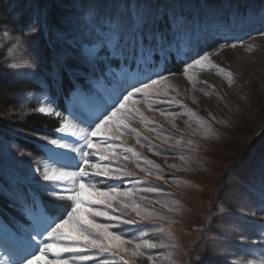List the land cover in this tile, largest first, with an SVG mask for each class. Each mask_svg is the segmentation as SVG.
I'll use <instances>...</instances> for the list:
<instances>
[{"label":"rangeland","instance_id":"374dc122","mask_svg":"<svg viewBox=\"0 0 264 264\" xmlns=\"http://www.w3.org/2000/svg\"><path fill=\"white\" fill-rule=\"evenodd\" d=\"M44 1L45 7H40V0H5L4 14L0 16V78L27 80L38 85L32 91L0 93V198L8 200L16 211L8 219L0 209L3 225L9 230L8 224L13 225L23 244L25 231L32 228L31 214L37 212V205L44 206L42 201L47 203L43 182L33 164V158L42 153L34 146L42 144L39 137H54L46 131L33 130L28 118L40 113L33 109L44 104L47 98L53 100L55 95L61 94L63 65H68L81 83L90 84L94 90L118 83L111 70L118 74L128 69L135 76H147L153 70L166 75L171 71L177 73L169 77L171 88L179 94L170 90L169 96L163 99L175 97L182 103L154 104V110L141 104L144 117L152 123L142 124L137 117L131 121L132 127L141 133V143L150 145L152 150L141 147L136 143L135 134L129 133L112 143L134 148L138 159L129 152L128 161L101 163L113 168L119 165L133 173L122 181H108L119 185L121 190L158 187L159 192L136 191L131 199L176 223L123 224L104 217H95V220L119 224L111 230L122 233L126 239L138 236L140 231H149L150 237L145 239L169 242L168 235L159 231L167 230L178 247L146 250L156 256L158 264H185L186 261L187 264H247L249 261L258 264V253L264 256L259 222L263 220L257 216L246 217L241 209L255 210L264 201V35H261L264 0ZM248 2L252 3V11L246 6ZM36 19L44 26L43 39L34 49L14 50L9 56L13 41L3 35L4 31L18 30ZM17 34L18 31H14L9 36ZM50 39L59 51L50 49L46 53L45 43ZM225 40L238 46L220 49L218 45ZM205 52L217 53L212 55V60L232 73L231 86L224 73L217 74V69L190 70L199 81L209 82L197 83L195 90L187 77L179 74L182 59ZM238 57L243 58V65L238 63ZM173 59L179 61L180 71L172 67ZM10 62L21 65L31 62L36 66L9 69ZM201 89L214 94L205 96ZM192 97H196L198 103H193ZM157 108L180 113L175 123L184 131L173 128L155 111ZM189 110L195 115L185 114ZM197 117L206 122L202 127ZM185 121L198 132L192 134ZM148 128H155L164 136L191 141L198 151L164 144ZM209 128L211 131L207 132ZM205 133L211 138L205 139ZM117 151L123 152V148ZM156 151L161 154L155 155ZM181 156L185 159L181 160ZM90 159L96 162L100 157ZM134 160L141 168H148L163 179L147 176L136 167ZM186 168L191 170L185 171ZM141 196H147L152 203L141 200ZM163 204L179 211L169 212ZM109 211L124 219H137L134 213L129 216L127 212ZM97 253V249H88L82 253H63L62 258L68 259L69 264H100L101 260L124 264L118 256ZM80 255H92L96 259L81 261ZM164 255H170V259L165 260ZM135 264L150 262L137 258Z\"/></svg>","mask_w":264,"mask_h":264},{"label":"snow or ice","instance_id":"6c2138e0","mask_svg":"<svg viewBox=\"0 0 264 264\" xmlns=\"http://www.w3.org/2000/svg\"><path fill=\"white\" fill-rule=\"evenodd\" d=\"M141 20L143 18L141 17ZM18 31L17 35L9 36L10 32ZM5 37L12 39V46L8 49L9 56L13 55L14 50L34 49L36 45L43 39L44 26L36 19L29 21L26 25H22L19 29H6L3 33ZM264 35V32L261 33ZM237 43H230L225 40L224 44L218 45L220 49L231 47L235 49ZM211 54L197 53L188 59H182L183 67L180 75L187 77L192 84L193 90L196 89L197 83H207V81H199L197 77L191 74L190 70H211L217 69V74L224 73L229 85L233 83L232 73L226 69L220 68L213 60ZM35 64L26 62L21 65L17 62L7 64L9 69L35 68ZM177 73L169 71L166 75L162 71H151L144 79H138L134 83L127 85L125 91L118 93L110 103L104 104L86 123L79 121L78 117L65 116L63 113L56 111L50 104H41L33 111L55 115L59 118L60 126L55 129L56 132L64 134V137L73 138L72 142L68 139L49 138L48 136L39 137L42 141L40 145L41 155L33 158L35 171L39 173L40 180L43 182V192L47 197V204L41 208L37 205V212L33 217L31 231L27 235V243L24 248V254L18 260L12 261V264H69V260L62 258L63 253H82L88 249H97V255L110 253L118 256L119 260L124 264H135V259L146 258L150 264H158L156 256L150 254L146 250L175 248L178 245L173 242L171 233L165 229H159L165 232L169 237V242L164 240H154L150 237L149 231H140L138 236L126 239L125 236L113 228H118L119 224L97 223L95 217H104L109 221H118L123 224H138L145 222L155 224L157 222H165L169 224L176 221L161 215L160 213L144 207L137 203L135 199H131L136 191L143 192H159L158 187H147L144 189L134 190L128 188L121 190L119 185L110 184L108 181H122L125 176H132L133 173L127 169L120 167L113 168L110 164H103L101 161L107 160H124L130 159L127 153L131 152L132 157L137 158L139 154L134 148L124 147L122 144H113L112 141L121 140L126 134L133 133L136 136V143L141 147H147L149 151L152 147L142 144L139 137L140 131L132 127L131 121L133 117H137L138 121L147 125L152 121L146 120L139 105L147 104L149 110H154L153 105L159 103L180 104L175 97L165 100L171 88L169 77L176 76ZM209 85V88H212ZM203 91L205 96L211 97L212 91ZM177 94L179 92L177 91ZM139 97V99L137 98ZM153 97L157 99L153 100ZM220 99H223L220 97ZM193 103H198L196 97H192ZM187 109V106H184ZM159 115L164 117L173 128L178 132L184 131L175 123L176 119L181 115L177 112L164 111L155 109ZM185 114L194 116L190 110ZM215 119V117H213ZM199 126L204 123L197 117ZM192 134H196L198 129H193L189 121H185ZM149 132H153L157 139H162L164 144H170L172 147L188 148L191 151H198V147L194 146L191 141L184 142L182 139H175L170 136H164L155 128H148ZM209 128L207 132H210ZM103 139H94L100 138ZM205 139L211 138L204 134ZM101 145L105 147L101 149ZM123 148V152L117 151ZM95 149L96 151H90ZM107 153V154H106ZM159 151L155 155H160ZM99 156L100 159L92 162L91 156ZM184 160V156L180 157ZM136 167L145 172L147 176H156L157 179H163L157 173L150 171L148 168H141L137 160ZM187 163V161H185ZM170 167H176L170 165ZM190 171V168L184 169ZM105 178V179H98ZM136 183H140L137 181ZM104 185V187H100ZM127 200V202H125ZM141 200H148L147 196H141ZM161 203V201H155ZM100 205L106 206L101 209ZM118 205V207H115ZM163 207H168L163 204ZM109 209L116 212H127L129 216L133 213L137 219H124L122 216L113 215ZM168 211H179L168 207ZM244 216L255 218L257 215L264 216V201L261 205L252 209H241ZM260 235L264 239V221L260 223ZM132 245V247H128ZM163 255V254H161ZM49 256L52 258L49 259ZM127 258V259H126ZM165 260L170 259V255H164ZM81 261L96 259L92 255H80ZM100 264H109L108 260H101ZM187 264V261L185 262ZM239 264V262H237ZM247 264H255V262H247ZM258 264H264V259Z\"/></svg>","mask_w":264,"mask_h":264},{"label":"bare ground","instance_id":"6f19581e","mask_svg":"<svg viewBox=\"0 0 264 264\" xmlns=\"http://www.w3.org/2000/svg\"><path fill=\"white\" fill-rule=\"evenodd\" d=\"M259 26H261V24H259ZM257 29H259V27H257ZM247 58L248 56L246 55V59ZM237 61L241 65L244 64L242 57H238ZM110 73L116 77L118 83L111 87L103 86L95 90L94 93L92 92V94H75L71 103L72 111L68 116L78 117L79 121L84 123L86 126V123L92 118V116L104 104L110 103L113 99H115L118 93L125 91L128 84L134 83L138 79H144L146 77L140 74L136 76L132 75L128 69H125L124 72L118 74L115 70H111ZM48 104H50L54 108L51 103L47 101L44 102V105ZM61 137H64V134L58 133V135L56 136V138ZM64 138L68 139L69 142H72L73 140V138L71 137ZM94 139H103V137ZM104 147V145H101V149H103ZM40 207L43 208V204H41ZM35 213L31 214L32 218L34 217ZM257 217L261 218L264 221V216L257 215ZM0 230L2 233H6L9 235V238L7 237L8 239H3L0 236V264H12V261L18 260L20 256L24 254V248L27 243L28 231H25V238L24 241H22L23 244L21 246L19 237L14 232L9 231L6 227H4L3 224H1V221ZM256 257H258L260 260L264 259V256L261 252H259L258 256Z\"/></svg>","mask_w":264,"mask_h":264},{"label":"trees","instance_id":"16d2710c","mask_svg":"<svg viewBox=\"0 0 264 264\" xmlns=\"http://www.w3.org/2000/svg\"><path fill=\"white\" fill-rule=\"evenodd\" d=\"M4 2L5 0H0V16L4 14ZM246 5L249 10H253V6L251 5V2L247 3ZM40 7H45V1L40 0ZM188 32L189 29L186 28ZM45 51L46 53L48 50L53 49L56 51L58 50L57 44L53 41V39H50L46 41L45 43ZM176 65V68H174L176 71H180V66L178 63L173 62V66ZM78 82L75 77H73L71 74L69 75V71L66 67H64L62 71V86H63V97L66 98V95L69 94L72 87H74L75 83ZM37 88V85L33 82L27 81V80H18V81H7L2 78H0V93H20V92H26L31 91ZM61 97L59 100V109L62 111V113L67 112V104L65 99ZM28 121L30 122V127L35 131H44L45 129L47 131H53L56 128L60 126L59 124V118H54L51 116H46L40 113H33L28 118ZM36 148V147H35ZM1 209L4 215L7 216V218H11L12 213L15 214V210L9 206V202L6 199H0Z\"/></svg>","mask_w":264,"mask_h":264},{"label":"flooded vegetation","instance_id":"af4514ba","mask_svg":"<svg viewBox=\"0 0 264 264\" xmlns=\"http://www.w3.org/2000/svg\"><path fill=\"white\" fill-rule=\"evenodd\" d=\"M259 222H261V221H259Z\"/></svg>","mask_w":264,"mask_h":264}]
</instances>
